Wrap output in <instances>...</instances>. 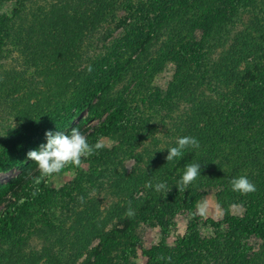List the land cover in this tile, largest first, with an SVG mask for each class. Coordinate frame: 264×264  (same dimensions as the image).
<instances>
[{
  "label": "trees",
  "instance_id": "obj_1",
  "mask_svg": "<svg viewBox=\"0 0 264 264\" xmlns=\"http://www.w3.org/2000/svg\"><path fill=\"white\" fill-rule=\"evenodd\" d=\"M7 1L0 0V3ZM14 1L17 7L13 12L19 18V25L16 29L10 27L12 20L1 17L0 45L7 38L14 37L22 47L21 54L28 70L33 73L23 77L20 86L17 81L19 76H12L7 84L0 78V105H6L9 113L23 126V129L10 133L7 139L0 141V171L24 167L19 177L0 186V204L7 201L0 211V248L13 240L34 215H46L51 204L61 198H78L77 195H81L84 201L78 202L80 231L91 234L88 231L90 228L93 234H99V224L102 229L113 217L120 220L125 217L126 209L114 204L110 215L97 225L95 205L90 207L87 200L86 192L99 189L100 180L111 172V163L102 165L103 161H100L99 166L102 167L92 177H86L76 169L80 179L67 191L69 195H64L48 187V180L54 175L42 177L39 170L31 174L34 163L26 162L30 160L27 153L38 150L46 141L45 137L34 138L35 133L40 129H49L52 122L59 126L58 129H64L67 122L90 103L100 87L106 86L102 80L107 77L104 73L91 72L87 76L88 82L92 87L94 82L101 86L93 87L87 97L79 96L81 86L77 82L80 76L75 66H68L71 61L78 63L82 59L80 45H87L86 42L93 44L97 39L95 29L113 11L117 0ZM32 1H40L42 5L28 14L26 4L36 5ZM148 1L154 6L160 28L168 29L178 40L182 39L180 51L184 48L195 55L193 57L197 53L201 57L192 65H178L176 79L166 93V96L176 98L178 103L193 101V107H190L188 115L179 119V127L164 131L162 149L157 147L160 140L154 139L147 148L133 154L137 166L131 175L112 172L111 175L116 176L112 187L125 200L128 198L133 207L148 203L158 219L167 214L166 208L159 209V202L164 199L175 194L183 195V205L192 214L194 204L200 198L199 191L215 187L220 190L217 200L226 209V216L221 222H204L215 230L211 238H200L196 223L192 222L174 251L161 244L141 253L147 260L146 264H264V0ZM23 13L29 17L23 16ZM245 15H252L248 22ZM193 30L202 32L200 41H191ZM209 38L210 48L206 53L199 54L203 45L198 44L203 40L207 42ZM38 86L47 87L49 94L39 92ZM21 88H26L27 92L19 98L15 97ZM186 105L189 107V104ZM71 108L74 113H70L63 124L59 121L62 111ZM91 113L95 115L96 109ZM122 119L124 110L120 103L101 124L98 137L117 131ZM160 123L165 126L164 120ZM182 136L195 137L200 148L186 149L182 158L167 162V148L175 146L176 139ZM88 142L92 144V140ZM190 163L201 164V176L188 189L179 191L177 182ZM145 168H149L147 173ZM240 175H246L255 184V192L241 195L231 190L230 180ZM149 181L153 185L166 182L171 190L165 196L163 192L145 187ZM140 187H144L145 196L134 200L132 195ZM235 204L244 207L242 217L228 215L227 207ZM59 207L70 208L64 203ZM130 219H124L129 227L132 223ZM192 219L198 218L192 215ZM125 236H129V230L113 232L111 236L100 235L104 255H110L113 246ZM253 238L260 245L258 251L250 256L251 249L246 242ZM19 255L23 260L19 264H38L41 261L45 264H66L53 248L44 250L35 258L21 252ZM98 260V264H110V260Z\"/></svg>",
  "mask_w": 264,
  "mask_h": 264
},
{
  "label": "rangeland",
  "instance_id": "obj_2",
  "mask_svg": "<svg viewBox=\"0 0 264 264\" xmlns=\"http://www.w3.org/2000/svg\"><path fill=\"white\" fill-rule=\"evenodd\" d=\"M32 2L36 5L26 4L28 14L42 5L40 1ZM16 3L14 0L0 3V19L1 17L11 19L9 26L15 29L19 25V18L13 12L17 7ZM28 14L23 13V16L29 17ZM251 16L245 15V21L248 22ZM159 21L155 17L154 6L148 0H117L113 11L107 14L95 29L97 39L93 41V44L88 45L86 42L87 45H80L82 59L78 63L71 61L68 66V68L75 66L80 76V81L77 82L81 86L79 96L87 97L93 87L100 85L94 82L95 85L92 87L88 82L87 76L91 72L104 73L107 77L102 80L106 86L100 85L98 93L90 100V103L81 113L74 115L64 129H58L59 126L52 122L49 129L44 131L40 129L34 134V138L45 137V132L49 130L64 131L68 134L75 127L79 128L88 141L92 140V144L98 139H103L105 148L83 160L80 168L70 165L48 180V187L51 190L69 195L67 191L71 190L80 179L76 175V169L86 177H92L102 167L99 166L100 161H103L102 165L111 163V172L100 180L99 189L90 193L86 192L89 206L94 204L95 212L98 213L95 219L96 224L110 215L112 205L118 204L126 210L129 205L128 198L125 200L123 196L115 193L112 186L116 176H112V172L124 176L131 175L137 166L133 154L140 153L154 139L160 140L157 147L162 149L164 131L170 127L177 128V125L179 127V119L188 115L190 107H193V101L178 103L176 98L166 96V93L176 79L178 65L183 63L192 65L201 57L198 53L196 57H193L195 55H191L184 48L180 51L182 39L178 40L171 31L160 28ZM192 32L194 38L191 41H200L202 32L200 30ZM186 40L189 39L186 38ZM210 40L211 38L207 42L203 40L198 44L203 45L199 54L206 53V50L210 48ZM175 50L181 53H176ZM21 52L22 47L15 42L14 37L7 38L4 44L0 45V78L4 84H7L12 76H19L17 81L20 86L23 77H29L33 73L28 70ZM214 55L217 56V53L214 52ZM208 58L212 60V56ZM89 66L92 68L91 72L88 71ZM38 87L39 92L44 95L49 94L47 87ZM26 92V88H21L14 96L19 98V95ZM11 96L14 97L13 94ZM120 103L124 110L121 127L105 137H98L101 124ZM186 104H189V107ZM93 109H96L95 115L91 113ZM66 111H62L59 119L63 121V124L70 113H74L72 108ZM161 120L165 121V126L160 123ZM21 129H23L22 124L14 119L6 105H0V141H4L10 133ZM26 135L32 136L28 133ZM46 142L44 141V144ZM30 161L26 164L34 163ZM148 170L149 168H145V173ZM23 171V166L0 171V186L19 177ZM36 171L38 169L34 163L31 174ZM144 192V187H140L136 193H133V199H143ZM219 192L220 190L215 187L203 188L199 191L200 198L194 204L193 213L196 211L198 202L207 201L209 209L205 217L194 216L198 218L197 220L192 219L191 211L183 205L185 203L183 195L175 194L159 202L161 204L159 209L167 210V214L162 219L154 217L155 211L149 209L148 203H143L142 206H131L135 210V216L130 219L132 222L130 227L127 221H124L127 218L124 214L126 211L123 213L125 217L121 220L113 217L102 229L99 224L98 230L102 236H111L113 232L129 230V236L121 238L113 246L112 253L106 256L103 251V240L99 234H93L90 228L88 231L91 234L80 231L81 221L77 214L80 210L78 202H81V195L76 194L78 198L69 200L61 198L50 205V211L46 212V215H34L24 229L15 234L13 240L0 248V264H19L23 262L20 252L35 258L49 248L58 252L66 264H98L99 258L110 260L108 261L110 264H146L147 260L141 253L143 250L162 244L170 251H174L192 222L196 223L200 238L213 237L215 230L204 225V222L206 220L221 222L225 218L226 209L217 200ZM6 202L0 204V211L3 210ZM62 203L69 205L70 208L59 207ZM180 203L182 205H179ZM227 212L230 217H242L244 207L237 204L230 205L227 207ZM246 243L251 249L250 256L258 251L260 242L257 239H250ZM38 264H45V262L41 261Z\"/></svg>",
  "mask_w": 264,
  "mask_h": 264
},
{
  "label": "clouds",
  "instance_id": "obj_3",
  "mask_svg": "<svg viewBox=\"0 0 264 264\" xmlns=\"http://www.w3.org/2000/svg\"><path fill=\"white\" fill-rule=\"evenodd\" d=\"M88 71H92L90 66ZM45 138L47 141L46 144H41L38 150H30L27 153V158L37 165V169L42 177L59 174L69 165L80 168L83 160L98 153L106 146L103 139H98L94 144H90L87 137L79 128L75 127L68 134H65L64 131H46ZM190 148H200L198 139L192 136L178 137L175 146L167 148V156L165 159L167 162H172L182 158L185 150ZM199 176H201V164H187L176 187L179 191H185ZM229 183L231 190L241 195H248L256 191L255 184L246 175L234 177ZM145 187L154 189L158 193L163 192L165 196L171 190L166 182H158L153 185L149 181ZM83 202V198H81V203ZM217 208H219V205H217ZM208 209L209 205L207 201L198 202L196 211L192 215L205 217ZM125 216L127 218H133L135 216V210L131 207L130 201ZM168 259L170 260L171 258L169 257Z\"/></svg>",
  "mask_w": 264,
  "mask_h": 264
}]
</instances>
